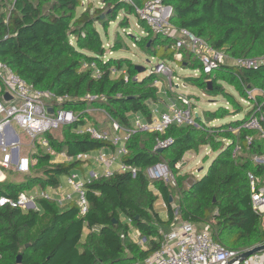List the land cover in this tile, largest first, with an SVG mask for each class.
Instances as JSON below:
<instances>
[{
    "label": "trees",
    "instance_id": "1",
    "mask_svg": "<svg viewBox=\"0 0 264 264\" xmlns=\"http://www.w3.org/2000/svg\"><path fill=\"white\" fill-rule=\"evenodd\" d=\"M147 1L0 0V60L36 86L70 97L56 104L83 111L76 121L62 126V139L54 131L46 133L56 150L116 152L110 141L77 132L88 125L106 130L90 119L86 108L101 106L111 119L127 126L136 115L151 120L163 101L178 97L156 86L153 72L138 77L140 70L130 57L108 55L124 45L119 38L113 45L106 44L97 24L106 31L121 11L138 16L145 29L146 34L135 39L141 51L190 70L183 75L185 82L212 96L223 94L229 101L228 106L206 110L209 122L200 114L195 116L201 127L172 124L164 134H134L122 160L137 166L138 172H116L87 183L89 209L85 215L80 214L76 201L60 204L56 199L40 198L39 210L27 211L0 206V264H133L160 246L161 229L173 227L178 214L180 220L196 221L200 226L208 223L211 235L229 248L243 252L264 243V214L252 207L247 174L264 171L253 160V155L264 153V140L255 130H232L257 106L264 109V60L254 67L221 63L206 73L200 58L186 46L180 48L182 58L177 59V36L155 32L139 16L136 8ZM162 2L171 6L169 21L176 29H187L233 58L264 57V0ZM93 62L102 70L99 77L90 68ZM112 69L126 72L128 80L124 72L113 74ZM195 69L201 73L195 75ZM221 81L235 86L239 96L227 91ZM252 88L261 91L250 98L253 107H244L241 99L249 98ZM87 93L106 98L88 101ZM221 118L228 119L210 123ZM159 135L173 136L175 141L163 151H154ZM247 135L253 137L252 142ZM202 145L216 156L203 176L189 182V175L180 173L178 164L188 151H199ZM33 157L36 163L29 173L8 170L6 180L0 182V194L17 195L37 186L56 188L73 171L86 170L80 160L54 162L40 147ZM163 159L176 177L175 185L148 176V168ZM18 174L29 175L12 177ZM159 197L167 205L166 217L156 209ZM132 227L149 238L146 248L132 240Z\"/></svg>",
    "mask_w": 264,
    "mask_h": 264
},
{
    "label": "built area",
    "instance_id": "2",
    "mask_svg": "<svg viewBox=\"0 0 264 264\" xmlns=\"http://www.w3.org/2000/svg\"><path fill=\"white\" fill-rule=\"evenodd\" d=\"M132 2V0H126ZM139 16L154 29L155 32L177 36L176 53L177 59L182 58L180 48L188 46L200 58L203 71L210 73L221 63L228 62V55L213 48L204 39L194 35L187 29H176L169 21L171 10L164 5L162 0H149L143 7L136 8ZM259 57H238L232 63L239 66L254 67L263 62ZM94 76H101L102 70L92 63ZM123 73L112 69L113 74ZM156 77L154 84L158 87L168 79V89L177 92V99L165 102L163 110H154L151 120L141 115H136L131 125L124 126L115 119H111V132L88 125L77 130L78 133H88L92 138L110 141L116 146V152H109L104 148L96 151H78L75 153L67 150H56L50 143L48 132H53L61 126L73 123L83 111L60 106L69 96H59L50 89H43L34 83L24 79L6 62L0 60V182L6 180L8 170L14 169L18 173H29L36 163L33 154L42 148L45 153L53 156L54 162L80 160L85 164L97 163L99 167L87 168L84 172L73 171L67 176V188L60 192L61 185L56 187L54 197L46 189L32 188L20 191L17 195L0 194V206L20 208L24 211L29 209L39 210L40 198L56 199L60 204L76 201L80 207V214L85 215L89 209L86 184L100 176H112L116 172H131L136 175L138 167L122 160V156L129 151L128 142L137 132H158L164 134L172 125H194L201 127L196 117L199 114L196 103L188 94L180 93L181 82H185L181 76L174 72L173 67L165 60L159 59L152 68ZM150 72V73H151ZM195 75L201 73L200 69L193 71ZM125 80L128 75L124 72ZM182 79V80H180ZM180 82V83H179ZM258 88L248 90L249 98H242L247 105ZM168 92V91H167ZM9 93L10 98L5 94ZM84 98L88 101H97L106 98L105 95L87 93ZM164 102V101H163ZM53 107V112H48V107ZM91 108H86L88 112ZM21 130L22 135L18 132ZM240 129L257 131L259 137L264 140V109L257 106L250 117L232 130L238 133ZM248 142L253 141L251 135L246 136ZM173 136H157L154 151L165 149L174 143ZM240 146H237L235 151ZM31 149V153L29 150ZM27 150V151H25ZM36 150V151H35ZM25 153H24V152ZM253 160L259 166H264V153L253 155ZM179 166V164H178ZM151 180L163 179L165 182L176 184V177L168 164L157 163L147 170ZM248 179L251 189V203L258 214H264V171H248ZM160 201V200H159ZM166 204V203H165ZM177 219V218H176ZM209 224L200 226L196 221L178 220L176 224L159 240L160 246L143 260L133 264H264V252L253 254L240 261L242 251L232 249L216 240L209 231ZM132 240L142 248H146L149 238L143 235L138 228H131Z\"/></svg>",
    "mask_w": 264,
    "mask_h": 264
},
{
    "label": "rangeland",
    "instance_id": "3",
    "mask_svg": "<svg viewBox=\"0 0 264 264\" xmlns=\"http://www.w3.org/2000/svg\"><path fill=\"white\" fill-rule=\"evenodd\" d=\"M94 1L96 4H100V0H94ZM80 10L81 8H79V11ZM124 21L127 24H124L123 23ZM97 26L102 31L103 39L106 44L113 45L114 42L119 38V40L121 39L120 41H122V45H124L123 48H119L117 51H114L113 53H109L108 55H112L116 57L127 56L131 58L133 63L145 67L142 71H140L138 77H142L143 75L149 74L152 71V68L157 64L159 58L157 56H151L147 53H144L139 49V46L136 44L135 39L141 38L142 35L146 34L143 26L138 23V16H136L135 14H131L129 12L121 11L119 17L116 20L110 22L106 31L103 30L101 25L97 24ZM186 47L189 50H192L188 46ZM228 57H229L228 62H232L234 60L233 57H230L229 55ZM259 58L264 59V57H259ZM169 64L173 67L174 72L177 75L181 76V78H183L184 74L189 73L190 71L188 69L181 67V65L175 62L169 61ZM162 78L164 80V83L162 82V85H165L167 87V91L170 92L167 86L168 84L167 77L162 76ZM183 83H185V85L180 86L179 88L180 93L188 94L193 98L194 103H196L197 105L199 114L203 116L207 122H209L208 120L209 118L205 115L206 110H213L216 108L218 109L220 105H227V106L229 105L228 99L223 94H220L218 96H212L204 92V90H202L199 86H195L188 82H181V84ZM221 83L226 88L227 91H231L235 93V95L239 96L235 86L229 84L227 81H221ZM172 93L177 94V92H172ZM241 98L239 97V99ZM242 103L244 104V107L250 106L245 104L243 100ZM90 108L91 109L88 111V116H90V119L96 124L102 126L103 129H106L108 131L110 128L111 130V116L109 115V113L101 106L90 107ZM48 112L49 113L53 112L52 106L48 107ZM239 116H242V114H239L237 117ZM227 119L228 118L215 119L210 123H222L225 122ZM18 132L22 135V132L19 128H18ZM53 133L55 137H57L58 139H62L63 127L61 126L59 129H56ZM29 152L31 153V149L29 150ZM215 156H216V152H214L209 147L202 145L199 151L190 150L187 152V154L183 157L182 161L179 163V171L180 173H187L189 175L188 179L199 178L208 171V167ZM159 163L168 164L166 159H163V161ZM33 171H31V173ZM26 175L18 174L12 177H15L17 179H23ZM170 184L174 185L171 182ZM187 184L189 183L187 182ZM61 187H59L61 188L60 192L65 191L66 186L61 185ZM36 188L38 189L39 186H37ZM57 190L58 189L56 188H50V187L46 188V191L49 192L52 195V197H54L53 195L54 191L58 192ZM159 198L160 201L157 203L156 209L161 213V215L166 217L167 205L165 204L163 198L161 197ZM179 217L180 215L178 214L176 218L180 220ZM171 228L172 227H170L168 230L162 228L161 231L163 233H166Z\"/></svg>",
    "mask_w": 264,
    "mask_h": 264
},
{
    "label": "water",
    "instance_id": "4",
    "mask_svg": "<svg viewBox=\"0 0 264 264\" xmlns=\"http://www.w3.org/2000/svg\"><path fill=\"white\" fill-rule=\"evenodd\" d=\"M168 9L172 11L171 6H168ZM138 68H139L140 71H142L145 67L138 65ZM209 85H210V87H212L211 86V81H209ZM5 97L6 98H10L9 93H6ZM159 151H163V149L161 148V149H159ZM192 181H193V179H189V182H192ZM171 200H172V198H171ZM260 252H264V243L256 245V246H254V247H252L250 249H247V250L243 251L239 255L238 258H239L240 261H242V260L246 259L247 257H249V256H251L253 254H256V253H260ZM21 258H22L21 255H19L18 256V263L21 262Z\"/></svg>",
    "mask_w": 264,
    "mask_h": 264
},
{
    "label": "crops",
    "instance_id": "5",
    "mask_svg": "<svg viewBox=\"0 0 264 264\" xmlns=\"http://www.w3.org/2000/svg\"><path fill=\"white\" fill-rule=\"evenodd\" d=\"M166 102H169V101H166ZM166 107V104H165V102H162V106L161 107H159V109L160 110H163L164 108ZM24 152V151H23ZM25 153V152H24ZM84 167H85V164H84ZM92 167H99V165L96 163H89L86 167H85V169H87V168H92ZM62 186H66V188H67V183L65 182V183H63V184H61ZM62 188V187H61ZM60 188V189H61ZM66 188H65V190H66Z\"/></svg>",
    "mask_w": 264,
    "mask_h": 264
}]
</instances>
